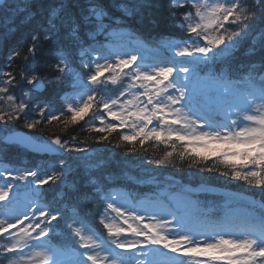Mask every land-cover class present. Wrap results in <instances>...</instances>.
<instances>
[{"label":"snow or ice","instance_id":"1","mask_svg":"<svg viewBox=\"0 0 264 264\" xmlns=\"http://www.w3.org/2000/svg\"><path fill=\"white\" fill-rule=\"evenodd\" d=\"M6 6L22 23L30 24L35 15L30 0L14 4L6 0ZM114 6L123 9L121 17L111 16L102 0H89L87 6L60 0L48 9L45 23L32 27L0 66V123L23 119L29 130L53 124L66 130L84 121L88 132L100 134L98 142L118 133L117 146L128 145L130 153L137 143L141 148L149 142L163 145V155L149 163L189 161L201 172L219 173L264 192V58L259 65L247 66L243 91L223 75L207 79L198 75L201 65L233 49L257 21L264 52V0H168L180 35L159 42L152 58L141 54L142 43L92 44L80 36L85 24L92 25L86 34L91 40L98 33L131 35L122 27L135 8ZM4 8L0 5V10ZM77 8L83 11H73ZM65 25L80 48L81 70H71L68 54L59 50L51 81L60 85L70 78L72 91L57 110L36 100L44 80L31 62L44 43L62 39ZM24 44L27 51L21 57ZM21 58L17 73L13 65ZM20 142L32 143L30 137ZM80 143L85 142L53 134L37 148L88 151ZM59 165V171L0 168V264H264V203L258 214L246 213L239 221L226 214L220 222H193L186 207L167 209L108 193L98 196L104 204L98 216L100 231L75 207L66 216L46 202L40 190L64 177L65 161L60 159ZM77 192L88 199V192ZM65 219L72 243L58 247L51 242L54 224Z\"/></svg>","mask_w":264,"mask_h":264},{"label":"trees","instance_id":"2","mask_svg":"<svg viewBox=\"0 0 264 264\" xmlns=\"http://www.w3.org/2000/svg\"><path fill=\"white\" fill-rule=\"evenodd\" d=\"M60 0H30L32 10L35 13L31 19V23H22L20 18L12 9L5 8L0 10V66H3L6 56L10 50L25 37L29 30L39 24L45 23V17L48 9L58 4ZM67 5L70 0H63ZM72 3H79L82 6H87L89 0H71ZM107 11L113 17H121L123 9L117 8L114 4L127 5L130 9L135 8L132 14L125 17V24L122 29L135 30L136 34L141 39L151 41L155 39L166 40L170 38H178L180 35L179 29L170 16L168 9V0H102ZM249 3H254L255 0H248ZM75 12H82L83 8L74 9ZM11 17V19H9ZM12 19L15 20V25L12 24ZM105 23H108L105 20ZM260 22L257 21L253 27V31L230 51L219 56L215 62H210L209 73H214V76L223 75L224 77L239 84V88H246L242 83V78L245 76L247 66L250 63L260 64L264 58V52L260 50L258 43V32L260 30ZM92 25L85 24L80 30V36L88 39L86 34L91 30ZM256 35V39L253 36ZM61 40L53 38L49 42L44 43L43 49L38 51L32 65L38 75L43 77L46 83V88L43 92L36 93V100L41 103H49L54 109L60 110L63 107V97L66 92L70 91V78L66 79L63 84L57 85L51 81L53 69L52 65L56 62V57L59 50H64L70 60V69L80 71V48L67 33V25L64 31L61 32ZM96 40L99 44H104L109 41L108 36H103L102 33L96 35ZM87 47V43L84 45ZM27 51V44L21 52V57ZM23 60L18 59L13 65V68L18 73ZM207 65H201L200 68L205 69ZM31 74V73H30ZM17 78H19L17 76ZM25 87H28L25 85ZM17 92L19 90H16ZM36 100L33 103H36ZM84 121L77 125L69 126L63 130V125H41L36 130L24 128L23 119L14 124L0 123V129L9 130L12 128L24 129L32 134L46 139L53 134L60 135L62 139L70 140L73 136L79 140L87 141L86 139H96L92 136L93 132L85 131ZM92 136V137H91ZM94 137V138H93ZM88 140V141H89ZM101 156L105 157V161L88 172L80 169H70V159L74 158L73 152H61L55 156L38 155L31 153L19 145L7 144L0 140V165L6 166L9 169H30L39 167L40 169L55 167L60 170L59 160L65 161V175L54 184L45 185L40 191L44 194L46 202L52 203L54 207L65 213L67 216L70 210L75 207L81 216L90 226L103 231L102 226L98 223V216L104 212V204L98 199V196H103L108 193L121 190L126 193L134 202L140 198H151L157 194L156 190H152L153 182L166 184L170 180L168 175H174L181 178L182 182L197 183L200 181L243 190L254 194L257 206L243 207V211L249 210L259 213L261 203H264V192L258 189L249 188L241 181L230 180L221 176L219 173L201 172L199 167L191 165L189 161H180L176 159L174 162L166 165H156L149 163L163 155L165 150L163 145L154 147L151 142L146 143L144 148L137 143L134 152H128V145L117 146V140H107L104 143L99 141ZM130 154V156L128 155ZM132 156H136L138 162L137 170H133V175L136 181L127 179L124 175L131 164ZM120 157H122L120 162ZM130 161L129 163L125 161ZM120 165L118 166V164ZM94 177V178H93ZM93 178V179H92ZM95 182V185L92 182ZM96 187L103 189V192L97 194ZM77 189L80 192H88V199L80 198ZM197 201V212L192 214V218L197 220H208L212 222H220L226 214H231L237 220H241L246 213L241 212V215L236 216L231 213L234 207L239 206L236 203H230L226 206L222 202V197L199 195ZM90 201H94L90 202ZM68 211H65V210ZM67 220H59L54 224V230L51 237V242L56 246L70 245L72 238L69 235L70 230L67 229Z\"/></svg>","mask_w":264,"mask_h":264},{"label":"rangeland","instance_id":"3","mask_svg":"<svg viewBox=\"0 0 264 264\" xmlns=\"http://www.w3.org/2000/svg\"><path fill=\"white\" fill-rule=\"evenodd\" d=\"M17 2V0L15 1V3ZM124 32H128V31H124ZM129 33V32H128ZM116 37H118V36H113V38L115 39ZM123 38H126L127 39V41H123L122 39ZM144 42H146L145 40H143ZM119 42L120 43H123V44H130V47H135V46H137L138 44H140V43H142L145 47H144V49H143V51L141 52V54L142 55H144V56H147V57H149V58H151V57H153L154 55H155V48H156V45L159 43V42H161V41H158V42H156V43H154V44H150V45H148V44H146V43H144V42H141V41H136L134 38H133V36L132 35H129V36H123V37H120V40H119ZM92 44H97V43H92ZM128 46V45H127ZM147 50V51H146ZM199 70V69H198ZM199 72H201L200 70H199ZM198 75L200 76V77H202V78H204V76H202V75H200V73H198ZM206 79V78H205ZM67 95V94H66ZM3 134H4V132L3 133H0V137H2L3 136ZM85 154H88V151H85L84 153H80V155L82 156V155H85ZM84 158V157H83ZM83 158H81V159H83ZM0 168H3V166H0ZM167 186H169V185H166V186H164V187H167ZM173 187H170V192H171V189H172ZM167 188H165V189H161V187H156V190L160 193V194H162L163 196H166V198L167 199H169V200H171V201H173V203L175 204V206H174V208H176V207H186V208H190V204H192V203H195L197 200L195 199H192V198H190V197H187V196H184V195H182V194H180V195H178L176 192H172V193H170L168 190H166ZM116 193H119V194H121L122 196H125V195H123L121 192H116ZM116 193H114V194H116ZM155 202H156V200H154ZM158 202H162V204L161 203H148V204H152V205H156V206H159V207H164V208H167L168 209V207H167V205H165V204H163V202H165V200L164 199H162V200H157ZM139 202H143V203H146L147 204V201L146 200H144V201H139ZM226 206H228L229 204H230V200H225V202H223ZM242 212V210H240L239 208L238 209H233L232 211H231V213H234V214H236V215H238V214H240ZM151 213H147L146 215H150ZM165 218H167V217H165ZM190 219H191V217H190Z\"/></svg>","mask_w":264,"mask_h":264},{"label":"water","instance_id":"4","mask_svg":"<svg viewBox=\"0 0 264 264\" xmlns=\"http://www.w3.org/2000/svg\"><path fill=\"white\" fill-rule=\"evenodd\" d=\"M2 1L3 0H0V3ZM24 137H30L32 143L20 142V141H22V139ZM5 140L8 142L20 143V144L24 145L26 148H28L32 151L38 152V153H50V154L54 153V152H45V151L38 150L37 145H39L40 141H37L36 139L32 138L28 133H26L24 131H20V130L12 131V132L5 135ZM184 188L190 192L209 191V192H212L215 194H221L223 196L231 197V198H233L239 202H244V203H248V204H255V198L253 195H250V194H247L244 192H239V191H235V190H230V189L218 187V186L199 184L197 186L186 185Z\"/></svg>","mask_w":264,"mask_h":264}]
</instances>
